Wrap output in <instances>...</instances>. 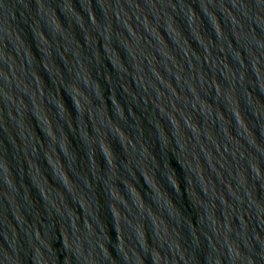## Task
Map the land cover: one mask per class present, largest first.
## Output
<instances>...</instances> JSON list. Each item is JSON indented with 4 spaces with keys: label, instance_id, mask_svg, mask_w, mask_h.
I'll list each match as a JSON object with an SVG mask.
<instances>
[{
    "label": "water",
    "instance_id": "obj_1",
    "mask_svg": "<svg viewBox=\"0 0 264 264\" xmlns=\"http://www.w3.org/2000/svg\"><path fill=\"white\" fill-rule=\"evenodd\" d=\"M0 264H264V0H0Z\"/></svg>",
    "mask_w": 264,
    "mask_h": 264
}]
</instances>
